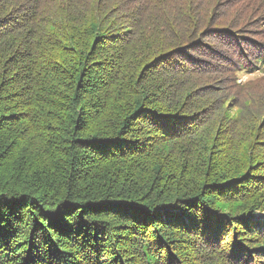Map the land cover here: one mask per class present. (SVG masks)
Masks as SVG:
<instances>
[{
    "label": "trees",
    "instance_id": "1",
    "mask_svg": "<svg viewBox=\"0 0 264 264\" xmlns=\"http://www.w3.org/2000/svg\"><path fill=\"white\" fill-rule=\"evenodd\" d=\"M0 264H264V0H0Z\"/></svg>",
    "mask_w": 264,
    "mask_h": 264
},
{
    "label": "rangeland",
    "instance_id": "2",
    "mask_svg": "<svg viewBox=\"0 0 264 264\" xmlns=\"http://www.w3.org/2000/svg\"><path fill=\"white\" fill-rule=\"evenodd\" d=\"M258 76L256 73L253 74H244L242 80L243 81H248V80H252V79H256Z\"/></svg>",
    "mask_w": 264,
    "mask_h": 264
}]
</instances>
